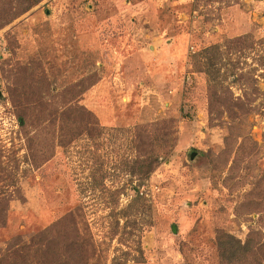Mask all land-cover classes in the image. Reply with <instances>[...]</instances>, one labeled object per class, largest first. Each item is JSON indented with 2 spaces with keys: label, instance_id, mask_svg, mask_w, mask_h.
Wrapping results in <instances>:
<instances>
[{
  "label": "rangeland",
  "instance_id": "374dc122",
  "mask_svg": "<svg viewBox=\"0 0 264 264\" xmlns=\"http://www.w3.org/2000/svg\"><path fill=\"white\" fill-rule=\"evenodd\" d=\"M0 264H264V0H0Z\"/></svg>",
  "mask_w": 264,
  "mask_h": 264
},
{
  "label": "trees",
  "instance_id": "16d2710c",
  "mask_svg": "<svg viewBox=\"0 0 264 264\" xmlns=\"http://www.w3.org/2000/svg\"><path fill=\"white\" fill-rule=\"evenodd\" d=\"M159 158L155 156L145 157L144 159L136 160V172L138 176L142 178H147L159 165ZM249 244V243H248Z\"/></svg>",
  "mask_w": 264,
  "mask_h": 264
}]
</instances>
